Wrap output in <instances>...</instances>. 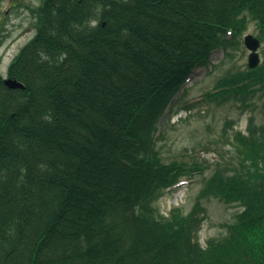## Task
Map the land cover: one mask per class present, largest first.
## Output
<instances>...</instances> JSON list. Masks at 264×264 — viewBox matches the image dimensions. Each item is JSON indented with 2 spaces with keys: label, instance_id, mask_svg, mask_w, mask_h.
Here are the masks:
<instances>
[{
  "label": "trees",
  "instance_id": "trees-1",
  "mask_svg": "<svg viewBox=\"0 0 264 264\" xmlns=\"http://www.w3.org/2000/svg\"><path fill=\"white\" fill-rule=\"evenodd\" d=\"M30 14L34 36L6 70L24 89L0 74V264H264V115L245 132L224 122L210 163L157 148L180 110L264 96L263 61L181 100L250 23L264 43V0H40ZM198 175L191 210L162 215L166 190ZM210 198L237 211L202 247Z\"/></svg>",
  "mask_w": 264,
  "mask_h": 264
},
{
  "label": "rangeland",
  "instance_id": "rangeland-1",
  "mask_svg": "<svg viewBox=\"0 0 264 264\" xmlns=\"http://www.w3.org/2000/svg\"><path fill=\"white\" fill-rule=\"evenodd\" d=\"M39 1H0V74L3 78L6 77V69L12 58L35 33L34 19L29 10L35 9ZM247 34L256 36L253 23L248 25L244 35ZM263 50L264 43L258 50L261 63L264 61ZM247 56L248 51L243 44L233 49L231 58L225 60L223 51L213 53L211 66L199 69L194 74L187 85V94L181 97L182 102L189 104L199 100L212 89L220 77L245 69ZM260 94L250 99V104L246 108L232 102L219 107L215 105L207 107L203 103L197 104L190 113L180 110L177 116L173 115L168 121L164 119L161 125L164 136L157 141V148L163 154L164 162L172 160L190 162L196 158L209 163L213 161L215 159L213 148L205 147L204 143L219 139L226 121L232 122V129L245 132L247 119L252 111L257 120H260L264 115V96ZM178 104L176 109L179 107ZM228 131L231 132V128H228ZM227 147L228 145H224V150L228 149ZM209 172L205 171L204 175ZM202 180L203 178L198 175L191 179L189 184L165 192L157 201L160 213L167 216L175 207H179L183 213H188L196 201ZM201 205L204 211L198 242L203 247L209 238L224 234L225 224L232 220L237 209L233 206H225L214 198L202 199Z\"/></svg>",
  "mask_w": 264,
  "mask_h": 264
},
{
  "label": "water",
  "instance_id": "water-1",
  "mask_svg": "<svg viewBox=\"0 0 264 264\" xmlns=\"http://www.w3.org/2000/svg\"><path fill=\"white\" fill-rule=\"evenodd\" d=\"M244 45L250 51L248 56V67L253 68L259 63V55L257 49L260 46V42L257 38L252 35L244 37ZM4 85L9 89H23V85L15 80L6 79L3 81Z\"/></svg>",
  "mask_w": 264,
  "mask_h": 264
}]
</instances>
